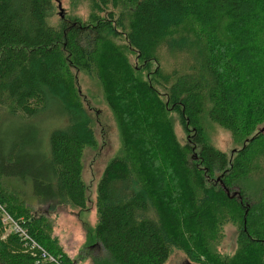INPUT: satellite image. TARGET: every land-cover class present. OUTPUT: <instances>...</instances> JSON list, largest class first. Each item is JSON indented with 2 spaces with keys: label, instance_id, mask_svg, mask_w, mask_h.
<instances>
[{
  "label": "trees",
  "instance_id": "16d2710c",
  "mask_svg": "<svg viewBox=\"0 0 264 264\" xmlns=\"http://www.w3.org/2000/svg\"><path fill=\"white\" fill-rule=\"evenodd\" d=\"M86 1L90 25L81 27L52 24V0H0V123L27 121L56 104L67 124L35 130L31 139L19 127L0 129V264H73L35 211L86 208L82 156L95 138L76 102L73 69L100 80L122 142L97 184L94 237L104 254L93 264H165L173 248L193 264H264V193L252 201L244 185L257 170L264 174L257 166L264 157V4ZM109 6L123 11L116 16ZM185 27L181 36L196 35L197 63L164 73L158 50ZM172 115L188 137L184 146ZM205 119L246 138L232 159L207 142ZM27 183L36 202L21 189ZM230 220L239 228L238 250L226 259L215 247Z\"/></svg>",
  "mask_w": 264,
  "mask_h": 264
},
{
  "label": "rangeland",
  "instance_id": "374dc122",
  "mask_svg": "<svg viewBox=\"0 0 264 264\" xmlns=\"http://www.w3.org/2000/svg\"><path fill=\"white\" fill-rule=\"evenodd\" d=\"M262 9L264 0H256ZM53 11L50 22L58 24L61 21L77 23L81 27L90 25V5L86 0H52ZM115 15H119L120 9H112ZM262 12V11H261ZM262 23L258 31L259 43L264 37V12L262 13ZM223 22L221 26H223ZM220 26V27H221ZM189 27L182 28L179 36H169L164 39L157 53V65L164 73L178 72L185 73L197 63L198 50L194 43L196 35L189 37L181 36L188 33ZM123 38V37H121ZM120 44L124 45L121 41ZM132 64H136V57L130 56ZM155 66H153V70ZM75 89L77 93V103L87 112L91 119V128L95 138V146L84 149L82 156V181L86 188V208L81 210L71 205L53 206L48 204L36 205L35 211L39 216L49 223L51 227V240L55 247L68 256L73 264H93L98 256L103 255V250L95 240L94 231L97 224V184L103 174L106 165L118 155L122 148V142L115 117L105 103L103 85L93 74L83 70H72ZM75 100V99H74ZM61 110L56 104H51L45 111L35 118L24 122L12 120L0 124L1 132L9 130L24 129L26 138L31 139L35 130L48 132L53 129H63L66 127V117L61 116ZM2 117H0V120ZM173 130L178 142L184 146L188 137L179 123L178 117L172 115ZM204 134L207 142L214 148L226 153L231 159L245 144L246 138L235 139L229 131L219 127L209 120L202 122ZM32 132V133H31ZM264 155V152H263ZM257 166L264 169V157H258ZM247 197L256 201L264 189V174L260 171L252 173L245 181ZM28 200L35 201L30 183L22 185L21 188ZM36 202V201H35ZM239 228L237 223L230 220L220 229V238L216 243V253L222 258H231L238 250L237 237ZM9 236V229L2 235V239ZM52 264V263H50ZM165 264H193L189 262L181 250L171 249L169 258Z\"/></svg>",
  "mask_w": 264,
  "mask_h": 264
},
{
  "label": "built area",
  "instance_id": "2783aa9c",
  "mask_svg": "<svg viewBox=\"0 0 264 264\" xmlns=\"http://www.w3.org/2000/svg\"><path fill=\"white\" fill-rule=\"evenodd\" d=\"M4 223H9V224H11L10 225V228H12V229H14L15 228V225H13L12 223H11V221L9 220V218H5V220H4ZM51 261V260H50Z\"/></svg>",
  "mask_w": 264,
  "mask_h": 264
},
{
  "label": "water",
  "instance_id": "95a60500",
  "mask_svg": "<svg viewBox=\"0 0 264 264\" xmlns=\"http://www.w3.org/2000/svg\"><path fill=\"white\" fill-rule=\"evenodd\" d=\"M261 132H264V129L263 130H261ZM234 196V195H233Z\"/></svg>",
  "mask_w": 264,
  "mask_h": 264
}]
</instances>
